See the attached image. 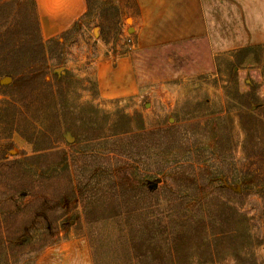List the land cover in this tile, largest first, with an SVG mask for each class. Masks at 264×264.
Returning a JSON list of instances; mask_svg holds the SVG:
<instances>
[{
	"label": "rangeland",
	"instance_id": "1",
	"mask_svg": "<svg viewBox=\"0 0 264 264\" xmlns=\"http://www.w3.org/2000/svg\"><path fill=\"white\" fill-rule=\"evenodd\" d=\"M87 3L84 16L54 37L57 42L41 34L50 60L36 65L47 67V81L54 84L57 77L55 97L43 82L18 88L12 77H0V162L35 154L34 146L8 125L12 110H3L10 94L29 92L26 101L42 104L29 107L37 129L32 132V125L22 122V131L35 138L50 128L51 134L63 135L61 147L70 155L96 157L78 192L100 195L99 174L109 169L125 179L131 209L141 187L168 189L159 196L162 207L126 216L140 227L145 217L154 221L161 250L178 249L170 264H264V46L217 56L199 41L139 49L130 30L136 0ZM12 15L0 22L1 33L11 41L20 29ZM125 56L137 89L104 97L98 66L117 65ZM54 98L60 127L53 117ZM73 163L76 170L85 167L79 160ZM157 167L165 169L147 171ZM64 210L59 239L43 249L37 264H94L93 245L104 249L107 261L101 264L120 263L130 235L120 234L119 224L87 226L78 196Z\"/></svg>",
	"mask_w": 264,
	"mask_h": 264
},
{
	"label": "trees",
	"instance_id": "2",
	"mask_svg": "<svg viewBox=\"0 0 264 264\" xmlns=\"http://www.w3.org/2000/svg\"><path fill=\"white\" fill-rule=\"evenodd\" d=\"M17 3L20 5L18 8L15 7ZM12 13V18L20 22V29L15 32L16 37L12 41L0 31V77H12V85L18 88L24 84L43 82L53 98L57 77L54 84L47 81V67L37 66L36 62L46 65L50 60L49 43L58 40L51 38L48 44L43 41L35 0H0V22ZM25 94L19 97L10 94L11 100L6 101L3 107V110L11 109L13 112L8 122L11 130H18L34 146L35 154L0 162V264H37L43 249L59 239V222L66 215L64 206L76 196L83 206L87 226L110 222L119 224V233H125L123 236L126 238L130 235L122 244L123 257L119 264H170V258L177 254L178 249L170 246L168 252L161 250L155 238L154 221L145 217L140 227L131 220L132 216H126L130 212L142 214L162 207L159 196L168 189L160 192L158 187H151L150 184L141 187L138 190L142 196L135 200L137 206L131 209L128 207L130 199L126 197L129 190L124 189L125 179L109 169V173L102 171L99 174L100 179H103L100 195L78 192L80 182H83L81 178H88L90 173L86 167L92 165L95 156L90 153H80V157L75 155L78 153L70 155L69 151L61 147L63 135L51 134L50 128L45 127L37 132L36 137L44 145H39L36 137L22 131V122L32 125L31 131L37 129L33 125V115H29V107L42 104V101H26V95H31L29 92ZM51 103L52 110H56L54 121L60 127L58 102L54 98ZM78 160L85 166L81 170L74 169L73 161ZM163 169L165 167L147 171L157 173ZM170 204L167 200L166 207H170ZM109 209V214L103 213V210ZM142 231L145 232L143 235ZM218 233L215 232L216 235ZM205 243L211 254L210 240L207 239ZM92 253L94 264H101L102 259L107 261L103 255L104 249L93 245Z\"/></svg>",
	"mask_w": 264,
	"mask_h": 264
},
{
	"label": "crops",
	"instance_id": "3",
	"mask_svg": "<svg viewBox=\"0 0 264 264\" xmlns=\"http://www.w3.org/2000/svg\"><path fill=\"white\" fill-rule=\"evenodd\" d=\"M130 30L139 49L205 42L211 55L264 46V0H136ZM43 39L67 32L87 11V0H35ZM106 63V62H105ZM98 66L99 89L117 97L137 89L132 65Z\"/></svg>",
	"mask_w": 264,
	"mask_h": 264
},
{
	"label": "water",
	"instance_id": "4",
	"mask_svg": "<svg viewBox=\"0 0 264 264\" xmlns=\"http://www.w3.org/2000/svg\"><path fill=\"white\" fill-rule=\"evenodd\" d=\"M6 80L7 81H11V77H6Z\"/></svg>",
	"mask_w": 264,
	"mask_h": 264
}]
</instances>
